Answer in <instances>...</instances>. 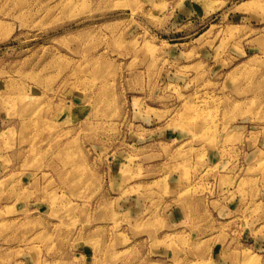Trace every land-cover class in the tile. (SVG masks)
I'll list each match as a JSON object with an SVG mask.
<instances>
[{"label": "rangeland", "instance_id": "obj_1", "mask_svg": "<svg viewBox=\"0 0 264 264\" xmlns=\"http://www.w3.org/2000/svg\"><path fill=\"white\" fill-rule=\"evenodd\" d=\"M0 264H264V0H0Z\"/></svg>", "mask_w": 264, "mask_h": 264}, {"label": "crops", "instance_id": "obj_2", "mask_svg": "<svg viewBox=\"0 0 264 264\" xmlns=\"http://www.w3.org/2000/svg\"><path fill=\"white\" fill-rule=\"evenodd\" d=\"M207 2H210V1H215V0H206ZM217 1V0H216ZM222 1V0H221ZM223 1H226V2H232V1H236V0H223ZM192 5L191 4H188V3H185V5L182 7V9L184 11H188V10H192ZM200 11H202L203 9H199ZM206 11V10H204ZM208 11V10H207Z\"/></svg>", "mask_w": 264, "mask_h": 264}]
</instances>
